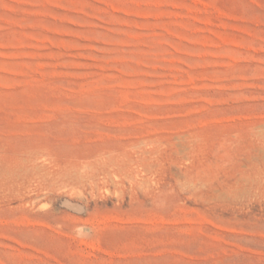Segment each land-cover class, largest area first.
Masks as SVG:
<instances>
[{"label":"rangeland","instance_id":"rangeland-1","mask_svg":"<svg viewBox=\"0 0 264 264\" xmlns=\"http://www.w3.org/2000/svg\"><path fill=\"white\" fill-rule=\"evenodd\" d=\"M0 264H264V0H0Z\"/></svg>","mask_w":264,"mask_h":264}]
</instances>
